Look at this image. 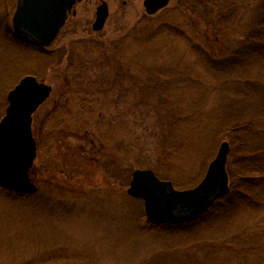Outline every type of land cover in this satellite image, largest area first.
Segmentation results:
<instances>
[{
	"label": "rangeland",
	"instance_id": "1",
	"mask_svg": "<svg viewBox=\"0 0 264 264\" xmlns=\"http://www.w3.org/2000/svg\"><path fill=\"white\" fill-rule=\"evenodd\" d=\"M8 1L0 0V120L9 91L27 75L55 95L34 115V135L43 128L39 191H0V264H264V200L199 232V246L176 249L174 234L144 230L143 202L126 193L137 169L194 187L229 140V107L264 115V64L236 73L208 67L231 57L264 5L231 12L215 6L220 0H172L149 16L137 0L101 36L83 27L38 52L8 40Z\"/></svg>",
	"mask_w": 264,
	"mask_h": 264
},
{
	"label": "water",
	"instance_id": "2",
	"mask_svg": "<svg viewBox=\"0 0 264 264\" xmlns=\"http://www.w3.org/2000/svg\"><path fill=\"white\" fill-rule=\"evenodd\" d=\"M76 0H18L12 27L15 36L33 47L47 48L58 36L67 14ZM171 0H144L150 16L169 6ZM107 6H102L94 22V32L104 29L108 18ZM51 85L27 75L9 91L8 106L0 120V186L18 194H35L38 187L33 179L37 156L33 137V117L50 98ZM231 144L223 141L214 159L206 168L204 178L190 189H176L174 182L162 180L151 169L132 171L128 195L141 200L145 215L155 225L183 224L196 220L216 202L229 195L230 178L227 170Z\"/></svg>",
	"mask_w": 264,
	"mask_h": 264
},
{
	"label": "trees",
	"instance_id": "3",
	"mask_svg": "<svg viewBox=\"0 0 264 264\" xmlns=\"http://www.w3.org/2000/svg\"><path fill=\"white\" fill-rule=\"evenodd\" d=\"M222 3H224L226 7L225 11L235 12L234 9H238L236 4L246 7L251 3L264 5V0H220L215 6H217L219 10H224L223 6H221ZM224 13L227 12H219L220 15ZM168 32L178 37L183 35L180 30L172 26H170ZM6 36L10 42L18 47H28L37 51L32 46L18 39L15 33H13L10 24H6ZM214 60L215 59L209 61L208 67L213 71L223 73H236L240 67L256 64V62L264 64V17L257 19L253 23L249 33L240 44V47L234 50L233 54L226 62L220 64L218 61ZM246 82L249 83V86L254 88L253 91L255 92L257 87L252 84L253 80H251L249 76L246 77ZM62 88L66 90L67 86L63 85ZM229 108V112L224 116L222 124L230 133L227 138L231 144V150L228 165L226 167L229 174L228 178H230L229 188H231V191L229 195L216 202L210 210L207 212L205 211V213L197 217L196 220L194 219L187 223L155 225L147 221V228L144 229L147 233L159 234L165 231L175 235L176 241L173 248L177 249V247L180 248L179 246L192 245L195 243L199 246L202 240L199 235H197L199 232H205L206 230L210 231L215 228L216 225L226 223L240 213L258 210L261 208L260 206L263 205L264 126L262 121L259 122V120L261 118V120H264V115H258L257 112H254L253 115L248 116L245 112L246 109L240 111L233 109V107ZM1 190L10 192L2 189L0 186V191ZM16 195L18 198H25V196H27L26 194ZM225 245L227 244H224V247ZM231 246L232 245H230V247ZM217 249L219 248L214 246L212 250L216 253Z\"/></svg>",
	"mask_w": 264,
	"mask_h": 264
},
{
	"label": "flooded vegetation",
	"instance_id": "4",
	"mask_svg": "<svg viewBox=\"0 0 264 264\" xmlns=\"http://www.w3.org/2000/svg\"><path fill=\"white\" fill-rule=\"evenodd\" d=\"M136 1L137 0H76L74 2L75 4L73 5L72 9L68 12L66 22H64L65 24L61 28L60 32L58 33V36L55 39V42H53L47 48H42V47H34V48L38 52H45L47 49L51 48L55 43H58V40L60 38L67 37L69 35H75L76 32H79L81 30V28H83V27H84V29H86V31L90 35H94V36L99 37V36H101V34L103 33L102 31L105 30V27L107 26L108 22L111 20L112 16L115 15V13H123L124 11L127 12L128 11L127 9H129V7H131V5ZM142 1H143V6H144V0H142ZM8 2H9V4L12 2L15 3V10L13 13V15H14L16 8H17L18 0H9ZM7 6H9V5H7ZM102 6H107L106 11L108 12V18H107L106 24L104 26V29L100 32H94L93 25L97 19V14H98L97 11H99V9ZM144 11L146 12L145 9H144ZM13 15H11V17H10L11 19H10L9 23L7 22V24L11 25L12 31H13V27H12ZM83 21H84V25H82V23H80ZM64 46H65V44H64ZM66 92H67V89L66 90L62 89L59 95L64 96ZM54 95H55V88L53 87L52 94H51L50 98L48 99V101L51 100V98ZM48 101H46V102L48 103ZM45 103L43 105H45ZM41 107H42V105H41ZM40 108L37 110V112L40 110ZM33 122H34V118H33ZM33 134H34V132H33ZM42 134H43V128L38 130L37 136H35V135L33 136V137H35L36 147H37V156H36L35 164L33 166L34 167V169H33L34 175H35L34 180H35L37 187L41 181V173H42L40 170V167L37 165L40 143L42 140L41 139ZM81 154H83V153L81 152ZM71 180H72V178H71ZM38 191H39V187H38Z\"/></svg>",
	"mask_w": 264,
	"mask_h": 264
}]
</instances>
